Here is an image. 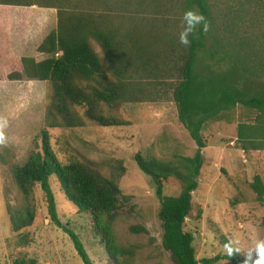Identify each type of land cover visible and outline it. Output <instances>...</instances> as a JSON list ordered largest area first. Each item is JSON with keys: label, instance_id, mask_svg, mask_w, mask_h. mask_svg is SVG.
Returning <instances> with one entry per match:
<instances>
[{"label": "rangeland", "instance_id": "374dc122", "mask_svg": "<svg viewBox=\"0 0 264 264\" xmlns=\"http://www.w3.org/2000/svg\"><path fill=\"white\" fill-rule=\"evenodd\" d=\"M109 1L84 2L77 5L75 11L95 18L107 15L109 24L120 26L121 34L129 32V37L136 30L141 46L151 52L144 54L150 58L145 69L128 65L124 71L137 86L132 90L137 100L101 105L104 115L127 124L102 127L84 116V107L77 106L75 113L81 119L79 125L48 127L46 114L53 95L50 85L41 101L38 95L16 99L0 92V116L8 119V126L3 129L7 142L0 144V264H12L23 257L33 258L37 264H84L70 232L51 221L40 186L35 184L28 195H23L14 179V167L26 164L30 155L42 147L43 130L62 165L79 161L117 183L122 195L118 210L109 224L102 217L101 227L106 228L113 244L124 251L119 257L122 264H173L169 253L161 247L162 226L155 186L138 168L134 154H152L171 161L179 155L192 156L196 150V144L179 123L176 106L171 100L181 63L179 50L177 46L164 44L160 34L163 29L179 28L180 22L173 23V20H180V13L175 0H125L124 5V0H117L118 4L114 0L108 4ZM140 1L143 4H138ZM9 7L42 10L38 6L0 4V9ZM43 12L57 17L54 8ZM4 37L0 30V39ZM121 39L122 36L117 37L118 41ZM90 43L103 63L104 75L110 80L120 79L123 71L117 73L115 67L121 70L123 64L115 61L113 66L100 45L95 40ZM116 50L117 55L123 52L121 46ZM159 50L161 55L154 58ZM259 82L264 84V78ZM4 90V82L0 80V91ZM18 111L20 119L14 120ZM248 117L245 110L237 107L231 113V123L226 120L209 122L203 130L207 142L205 163L198 187L192 194V211L184 223V229L193 235L198 264L217 255H228L225 244L229 241L240 248V253L232 255L237 259L235 264H243L249 250L255 248L257 241L264 240L261 225L264 206L256 201L249 186L253 175L261 172L258 170L260 161L256 151L244 153L235 145L236 124L249 120ZM49 183L61 225L79 235L91 263L115 264L106 253L104 236L97 233L91 217L79 212L65 198L55 176L50 177ZM179 189V185L169 179L164 183L163 194H177ZM10 213L17 223L25 220L29 224L14 231ZM130 226H143L147 232L134 233ZM214 264H230V261L223 258Z\"/></svg>", "mask_w": 264, "mask_h": 264}, {"label": "trees", "instance_id": "16d2710c", "mask_svg": "<svg viewBox=\"0 0 264 264\" xmlns=\"http://www.w3.org/2000/svg\"><path fill=\"white\" fill-rule=\"evenodd\" d=\"M84 2L101 4L107 0H0L2 5L38 6L57 11L56 29L38 47L39 51L51 56L40 62L28 57L21 59L27 79L47 81L52 87V100L46 114L48 127L79 125L81 119L75 113L77 106L84 107V116L102 127L127 124L104 115L101 105L137 100L132 93L137 86L124 71L128 65L145 69L150 61L144 54L151 52L141 46L136 30L129 37V32L121 34L120 26H111L107 15L95 18L77 13L76 6ZM125 3L124 0L122 5ZM175 3L180 20H173V23L181 22L186 9L195 8L207 17L209 24L207 31L200 30L191 38L188 47L179 43L180 26L171 31L163 29L160 33L164 44L177 46L179 50L181 63L171 100L176 106L177 119L196 144V150L192 156L179 155L171 161L138 152L134 160L155 186L162 226L161 247L169 253L173 264H198L193 235L184 229V223L192 211V194L198 187L205 163L207 142L203 130L206 124L221 120L231 123V113L241 107L250 119L237 122L236 147L244 153L264 150V84L259 82L264 78V0H175ZM119 36H122L121 41L117 40ZM91 40L100 45L113 66L115 61L123 64L121 70L115 67V72L123 71L120 79L110 80L104 75L103 63L91 46ZM117 46L123 50L118 55ZM57 52L61 54L56 56ZM160 55L159 50L154 58ZM8 77L17 79L22 75L14 73ZM121 170L124 169L121 167ZM13 175L23 195H28L35 184L40 186L51 221L70 232L84 264H92L79 235L62 226L58 219L49 183L50 177L55 176L65 198L79 212L91 217L97 233L103 234L109 258L115 264H122L119 257L124 251L113 244L106 228L101 227V218L105 217L106 224L111 223L121 201V191L114 180L79 161L62 165L50 147L46 130L42 131V147L30 155L26 164L16 165ZM169 179L179 185L177 194H163L164 183ZM249 186L256 201L264 206V176L254 175ZM10 220L14 231L29 224L25 220L17 223L12 213ZM261 225L264 228V214ZM130 230L147 232L143 226H130ZM223 258L230 264L237 262L234 256L217 255L203 263L214 264ZM12 264H37V260L23 257Z\"/></svg>", "mask_w": 264, "mask_h": 264}, {"label": "crops", "instance_id": "0c3cea01", "mask_svg": "<svg viewBox=\"0 0 264 264\" xmlns=\"http://www.w3.org/2000/svg\"><path fill=\"white\" fill-rule=\"evenodd\" d=\"M40 8L42 10L38 11H24L13 7L0 9V30H3L5 36L0 39V80L4 82L6 89L0 92L12 95L16 99L38 95L37 99L41 101V96L46 94L50 85L47 81L27 79L21 62L25 57L40 62L51 56L39 51L38 47L56 28L57 17L43 12L47 8ZM57 53L61 54V52ZM14 73H20L22 77L9 79L8 76ZM15 117L14 120L20 119L19 111L15 112ZM256 152L260 161L258 170L261 171L256 174L264 176V150Z\"/></svg>", "mask_w": 264, "mask_h": 264}, {"label": "clouds", "instance_id": "9594fccd", "mask_svg": "<svg viewBox=\"0 0 264 264\" xmlns=\"http://www.w3.org/2000/svg\"><path fill=\"white\" fill-rule=\"evenodd\" d=\"M209 27L207 17L195 8L186 9L181 17L179 43L185 47L190 46L191 38L200 30L207 31ZM8 126L7 117L0 116V144H5L7 138L3 129ZM229 256L234 253H240L239 247H234L233 242L229 241L225 244ZM255 253V258H253ZM243 264H264V240L256 242L255 248L249 250L245 256Z\"/></svg>", "mask_w": 264, "mask_h": 264}, {"label": "built area", "instance_id": "2783aa9c", "mask_svg": "<svg viewBox=\"0 0 264 264\" xmlns=\"http://www.w3.org/2000/svg\"><path fill=\"white\" fill-rule=\"evenodd\" d=\"M58 54H60V53H56V55H58Z\"/></svg>", "mask_w": 264, "mask_h": 264}]
</instances>
